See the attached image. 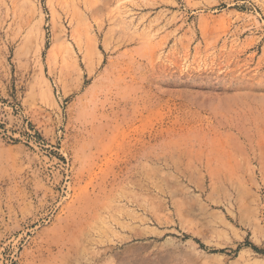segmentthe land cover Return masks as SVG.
Segmentation results:
<instances>
[{
    "label": "rangeland",
    "instance_id": "1",
    "mask_svg": "<svg viewBox=\"0 0 264 264\" xmlns=\"http://www.w3.org/2000/svg\"><path fill=\"white\" fill-rule=\"evenodd\" d=\"M0 264H264V0H0Z\"/></svg>",
    "mask_w": 264,
    "mask_h": 264
},
{
    "label": "built area",
    "instance_id": "2",
    "mask_svg": "<svg viewBox=\"0 0 264 264\" xmlns=\"http://www.w3.org/2000/svg\"><path fill=\"white\" fill-rule=\"evenodd\" d=\"M22 115V114H21ZM23 118V121H25V129L27 131V136L30 137V142L32 145H34L35 148H43L44 147V142L43 140H39L38 138H35V130L30 126L29 120Z\"/></svg>",
    "mask_w": 264,
    "mask_h": 264
},
{
    "label": "bare ground",
    "instance_id": "3",
    "mask_svg": "<svg viewBox=\"0 0 264 264\" xmlns=\"http://www.w3.org/2000/svg\"><path fill=\"white\" fill-rule=\"evenodd\" d=\"M99 205V204H98ZM108 205V204H107ZM110 205V204H109ZM109 205H108V207H109ZM111 206V205H110ZM94 211V210H93ZM99 211V210H98ZM95 213V212H94ZM95 216V215H94ZM102 216V215H101ZM108 217H110L109 215H108ZM108 222V221H107ZM76 225V224H75ZM77 227V226H76ZM75 229H78V228H75ZM80 229V228H79ZM64 230V229H63ZM64 232V231H63ZM71 233H73V232H71ZM69 239V238H68ZM74 239V238H73ZM78 240V239H77ZM79 241V240H78ZM80 244V243H79ZM53 246V245H52ZM62 246V245H61ZM63 247V246H62ZM69 247V246H68ZM54 249V248H53ZM56 250V249H55ZM61 251V250H60ZM106 251V250H105ZM61 253V252H60ZM96 254V253H95ZM49 260V259H48ZM52 262V261H51Z\"/></svg>",
    "mask_w": 264,
    "mask_h": 264
}]
</instances>
